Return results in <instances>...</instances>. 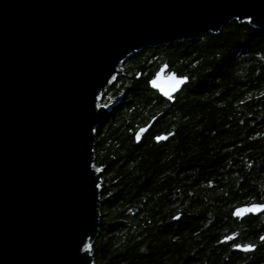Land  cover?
Wrapping results in <instances>:
<instances>
[{
  "label": "trees",
  "instance_id": "16d2710c",
  "mask_svg": "<svg viewBox=\"0 0 264 264\" xmlns=\"http://www.w3.org/2000/svg\"><path fill=\"white\" fill-rule=\"evenodd\" d=\"M166 64L188 78L173 98L150 84ZM120 67L102 95L122 99L96 127L94 264H264V212L235 215L264 203V27L233 20Z\"/></svg>",
  "mask_w": 264,
  "mask_h": 264
},
{
  "label": "water",
  "instance_id": "95a60500",
  "mask_svg": "<svg viewBox=\"0 0 264 264\" xmlns=\"http://www.w3.org/2000/svg\"><path fill=\"white\" fill-rule=\"evenodd\" d=\"M233 20L264 27V0H0V264H94L96 127L122 99L99 96L130 55ZM187 82L166 64L150 84L173 98Z\"/></svg>",
  "mask_w": 264,
  "mask_h": 264
},
{
  "label": "snow or ice",
  "instance_id": "6c2138e0",
  "mask_svg": "<svg viewBox=\"0 0 264 264\" xmlns=\"http://www.w3.org/2000/svg\"><path fill=\"white\" fill-rule=\"evenodd\" d=\"M168 79L170 80V81H174V84H173V88H172V90L173 91H175L176 90V88L183 82V81H180V80H176V78L175 77H173V76H170V77H168ZM155 83V82H154ZM168 93H166V95H167ZM137 139H139V136H137ZM160 139H166V137H160ZM255 210H258V209H248L247 211H255ZM239 214V213H238ZM247 250V249H246Z\"/></svg>",
  "mask_w": 264,
  "mask_h": 264
},
{
  "label": "rangeland",
  "instance_id": "374dc122",
  "mask_svg": "<svg viewBox=\"0 0 264 264\" xmlns=\"http://www.w3.org/2000/svg\"><path fill=\"white\" fill-rule=\"evenodd\" d=\"M121 69V67H119ZM114 78V77H113ZM113 81V79H112ZM111 81V82H112ZM115 98L111 97L110 95H107L106 97H104L102 94L99 96V99H98V104L99 105H102V104H107L109 102H112L114 101Z\"/></svg>",
  "mask_w": 264,
  "mask_h": 264
}]
</instances>
